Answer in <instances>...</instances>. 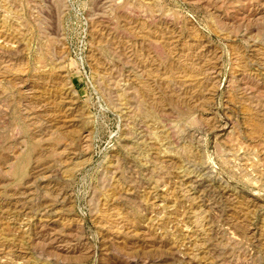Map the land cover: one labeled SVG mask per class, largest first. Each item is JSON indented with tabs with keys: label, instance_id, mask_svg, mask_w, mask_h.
<instances>
[{
	"label": "rangeland",
	"instance_id": "374dc122",
	"mask_svg": "<svg viewBox=\"0 0 264 264\" xmlns=\"http://www.w3.org/2000/svg\"><path fill=\"white\" fill-rule=\"evenodd\" d=\"M0 264H264V0H0Z\"/></svg>",
	"mask_w": 264,
	"mask_h": 264
},
{
	"label": "bare ground",
	"instance_id": "6f19581e",
	"mask_svg": "<svg viewBox=\"0 0 264 264\" xmlns=\"http://www.w3.org/2000/svg\"><path fill=\"white\" fill-rule=\"evenodd\" d=\"M16 173V172H15Z\"/></svg>",
	"mask_w": 264,
	"mask_h": 264
}]
</instances>
